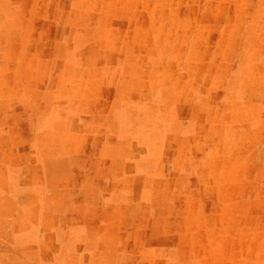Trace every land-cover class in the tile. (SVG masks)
<instances>
[{
	"label": "rangeland",
	"instance_id": "obj_1",
	"mask_svg": "<svg viewBox=\"0 0 264 264\" xmlns=\"http://www.w3.org/2000/svg\"><path fill=\"white\" fill-rule=\"evenodd\" d=\"M4 4L0 264H264V0Z\"/></svg>",
	"mask_w": 264,
	"mask_h": 264
},
{
	"label": "crops",
	"instance_id": "obj_2",
	"mask_svg": "<svg viewBox=\"0 0 264 264\" xmlns=\"http://www.w3.org/2000/svg\"><path fill=\"white\" fill-rule=\"evenodd\" d=\"M5 0H0V11L2 10V9H4L5 8ZM22 8H24V6L22 7ZM17 17L18 18H21V17H23L24 19L27 17L26 15H25V10L23 9V10H21L20 11V8H19V12L17 13ZM20 15V16H19ZM8 18L9 17H6L5 19V21H3V23L4 24H7L8 22H9V20H8ZM2 22V21H1ZM16 23H17V21H16ZM99 131H103L104 129H98ZM98 130H96V131H98ZM95 134H99L98 132L97 133H95Z\"/></svg>",
	"mask_w": 264,
	"mask_h": 264
}]
</instances>
